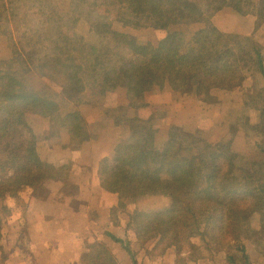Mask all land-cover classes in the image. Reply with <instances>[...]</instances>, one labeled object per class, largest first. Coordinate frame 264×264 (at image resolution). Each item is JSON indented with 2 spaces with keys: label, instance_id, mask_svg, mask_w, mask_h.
Returning a JSON list of instances; mask_svg holds the SVG:
<instances>
[{
  "label": "crops",
  "instance_id": "0c3cea01",
  "mask_svg": "<svg viewBox=\"0 0 264 264\" xmlns=\"http://www.w3.org/2000/svg\"><path fill=\"white\" fill-rule=\"evenodd\" d=\"M31 2L38 7L34 12ZM85 9L81 0H0V67L16 61L28 67L24 82H15L21 94L14 96L19 109L30 107L26 101L29 96L51 102L49 114L41 116L28 110L23 119L33 131L39 159L54 170L51 177L22 187L15 198L8 197L13 208L9 207L6 217L4 245L0 234V251L7 255L5 264H88L84 257H90L91 264H104L101 251L114 255L115 264H179L175 247L151 256L160 246L159 239L146 241L135 231L131 217L144 209L148 196L114 211L118 195L103 187L101 165L114 159L135 117L146 119L155 112L162 111L153 124L160 130L156 139L166 133L174 117L195 120L206 140L225 138L230 130L229 105L249 102V106L251 81L264 91V75L255 74L248 85L243 84L244 97L225 89H211L199 97L195 78L189 79L179 94L165 85L158 100L155 87H149L145 107L135 109L119 70L129 46L110 41V34L98 35L92 22L83 17ZM256 22L252 14L223 8L212 18L211 28L242 43L238 49L231 48L230 54L251 50L254 62L255 48L264 59V25L259 27L261 37L254 39ZM108 27L118 36L130 34L122 23ZM206 28L202 23L190 24L187 32ZM163 35L158 34L156 41ZM61 47L78 59L69 63L80 68V89L61 86L47 76L60 77L63 72L66 59L58 53ZM239 141L245 143L242 130L231 141L233 150ZM263 219L258 214L251 218L255 242H250L247 250L249 264H264ZM187 264L233 263L226 255L215 253ZM234 264L244 262L238 259Z\"/></svg>",
  "mask_w": 264,
  "mask_h": 264
},
{
  "label": "trees",
  "instance_id": "16d2710c",
  "mask_svg": "<svg viewBox=\"0 0 264 264\" xmlns=\"http://www.w3.org/2000/svg\"><path fill=\"white\" fill-rule=\"evenodd\" d=\"M120 4L168 25L206 22L207 28L198 34L211 28V19L223 8L240 15H254L257 29L253 36L264 25V0H120ZM91 25L97 34H102L99 24ZM102 26L105 29L106 25ZM176 37V34H169L155 47L131 36L129 53L121 59L119 68L131 107H145V92L152 86L163 89L167 85L179 94L186 89L187 81L195 78L197 95L202 97L211 89L242 90L243 84L255 74L264 75V59L258 50H255L254 62L247 68L252 76L249 78L246 73L234 74L241 57L224 54L219 38L209 39L201 48L195 47L194 54L183 56L179 54ZM64 50L63 55L67 57L61 76L48 73L47 76L61 86L80 89V68L76 63H69L77 60L75 54ZM259 92L264 93L263 90ZM26 101L30 105L27 110L6 114V125L15 134H10L8 150L0 149V197L15 198L22 187L38 184L41 178L51 177L54 172L39 159L33 131L23 119L26 112H30L28 110L41 116L49 114L51 102L33 96L26 97ZM160 116L153 113L147 119L135 117L131 121V129L114 159L101 165L103 187L109 192L125 191L134 200L150 194L166 195L165 192L170 191L166 195L170 199L169 207L156 212H136L131 217L140 239L158 238L162 243L171 238L173 242L168 244L173 246L181 241L176 237L180 226L187 223V239L201 236L206 255L213 256L226 246L234 252L224 249L230 263L242 259L244 264H249L247 250L254 238L251 218L256 214L264 216V202L255 208L246 206L241 200L242 197L254 200L255 193L260 191L251 174L236 168L231 155L227 157V166H223L221 159L230 153L231 142L207 141L197 122L190 118H172L167 139L156 144L153 124ZM257 124L264 131V111ZM256 147L257 152L264 155V140ZM8 159L7 166L2 165ZM238 171L244 175L242 178ZM133 264L137 263L133 261Z\"/></svg>",
  "mask_w": 264,
  "mask_h": 264
},
{
  "label": "rangeland",
  "instance_id": "374dc122",
  "mask_svg": "<svg viewBox=\"0 0 264 264\" xmlns=\"http://www.w3.org/2000/svg\"><path fill=\"white\" fill-rule=\"evenodd\" d=\"M81 3L82 5H86L85 12H83V17L87 18L90 21V23L95 22L99 24L100 31L102 32V34L100 33L101 36H107L108 34H110L109 35V37L111 38L110 41L125 42L129 46V50L132 41L131 36L140 38V41L149 42L151 43V45L157 47L160 41L169 34L177 35L176 38L180 45L179 54L183 56L194 54V52H196L194 51L195 47L201 48L202 43L208 41L209 39L211 40L214 38H219V42H221V45H224V49H225L224 54L231 53L232 52L231 48L235 50L242 46L241 45L242 43L240 44V41H238L235 37L221 35L219 33H216L212 28H208V30L203 34H198V32L197 33L191 32L188 34L187 24L168 25L166 23L153 20L151 17L145 15L143 12H140L137 9L126 8L128 7L125 6L128 5L127 3H125V5H121L120 0H81ZM31 5L33 12L34 9H38V7L32 4V2ZM35 13L37 14V12ZM34 18L36 17L34 16ZM106 18L107 21L105 22L104 20ZM112 23H116V24L122 23V25L126 27L128 31H130V34H126L124 36L122 35L118 36L116 33L113 32L110 33V31L108 30L109 29L108 25H111ZM197 23H202L203 25H205V27L208 26L206 22H194L192 24H197ZM104 24L106 25L105 29L102 26ZM165 28L167 29L168 32H166V30H163ZM53 29L55 30V32L59 31L58 28H53ZM158 34L159 35L164 34V35L161 36L159 40L156 41L155 38L158 37ZM260 34L261 32L258 31L254 39H257ZM61 49H58L59 51L58 53H60V56H62V58L65 59L67 57L66 55H63L65 50L62 47ZM257 49L258 48H255V50ZM232 54L241 57L240 62L237 63V70H235L234 74L238 75L239 72H241V74L246 73V75L249 76L248 75L249 72L247 68H250V66L253 63L251 60V56H252L251 50H244L243 52L240 53L233 52ZM75 58L77 59L76 55ZM97 63L99 62L97 61ZM27 68H28L27 65L20 63L19 61L8 64L4 63V65L2 64V66L0 67V72L2 71L0 73V149L3 151L8 150V142L11 138L10 134H15L14 130L6 125V121H7L6 114L10 111L20 110L18 107L19 104L15 101L14 96L15 94L21 95L19 88H16L17 87L16 84L24 82V78H25L24 73L25 70H27ZM79 78H80V74H79ZM16 81L17 83H15ZM251 83H253L250 84L252 85V88H250L252 101L250 102L249 106L247 105L249 102L248 103L243 102L240 105L235 104L236 106H233V104L229 105L228 112L230 117V130L227 136L223 139H211L207 141L218 142L220 140H226V141L228 140L229 142H231L234 136L236 135V133L239 130H242L245 135V143L244 142L241 143L240 141L236 142L235 149L229 150L230 153L229 154L227 153V156L221 159L222 164L223 166H227L228 164L227 157L231 155L233 158L232 159L233 164L236 166V168H241L242 172L250 173L252 179L254 180L255 186L258 189H260V191L261 190L264 191V155L262 153H258L256 147L257 143L264 140V131L263 129H260L257 124L261 117L262 111H264V93L259 92L258 88L255 85L256 82L254 80H252ZM246 85H248V83H246ZM152 87H155L156 90L155 98L158 100L160 98V94L162 93L163 89L162 88L160 89V87L157 86H152ZM234 93L237 97L246 96L244 87L242 90L239 89L234 90ZM155 113L162 115V111ZM181 119H187V118H181ZM153 130L155 134H157V132H160L159 128H153ZM168 132H169V128L164 135L162 134L160 137L158 136L157 139L155 138L156 144H161L163 141H165L167 139ZM244 149L245 151L244 153H242L241 150ZM8 162L9 159L7 160V162L4 161L2 165L7 166L6 164ZM237 174L241 178L242 176H244L239 171L237 172ZM260 191L255 193L254 200L251 199L250 197L249 198L242 197L241 200L243 204H245L248 207L254 206L255 208H259L258 204L264 202V200H262L264 198V193H260ZM111 193L118 195L117 207H115L114 211H118L120 206L122 208L123 206L131 205L133 201H135L132 198V196L129 193H125V191L111 192ZM165 193L166 195H168L170 191ZM166 195H151V194L148 195V198H146L148 201L144 203L145 205L144 209H142L141 211L156 212L169 207L170 201L167 200L168 196ZM158 196H160L158 198L159 200H155L156 199L155 197ZM8 197L9 195H4L0 197V234L3 235V236L1 235V243L3 245H4L3 239L6 237L5 230L7 229L8 226L6 217L10 210L9 207L13 208V206L8 201ZM199 229L200 231H203V227H200ZM135 231H136V227H135ZM260 236L263 238L262 234H260ZM176 237L181 238V241H179V243H175L173 246L170 247H175L177 253L176 261L179 262V264H187V261L195 262L197 259H200V257H203V255H206L205 247L203 246L204 244L202 243L201 236H195L187 239V223H185L184 226H180L179 233H177ZM252 241H255V239L252 238ZM168 242H173V240L171 238H167L166 240H164L162 243L159 244L160 246L154 249L155 252H152L151 256L160 254L162 249L165 250L166 248H170ZM149 244L150 242L148 243V245ZM224 249L226 252L229 251L230 253L234 254V252L232 250H228L226 246H224L223 249L220 250V252H216V253H220L221 256L223 254L226 255ZM99 254H100V258L103 259L104 264H115L114 255H108L103 251H101ZM115 259L116 261H118V258L116 256ZM6 260H7V255L5 253L2 254L0 251V264H5ZM83 260L86 261L88 264H91L90 257H84ZM240 260L242 262V259Z\"/></svg>",
  "mask_w": 264,
  "mask_h": 264
}]
</instances>
